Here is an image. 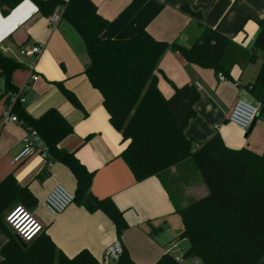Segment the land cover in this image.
<instances>
[{
  "label": "crops",
  "instance_id": "crops-1",
  "mask_svg": "<svg viewBox=\"0 0 264 264\" xmlns=\"http://www.w3.org/2000/svg\"><path fill=\"white\" fill-rule=\"evenodd\" d=\"M97 13L107 21L101 38L129 39L147 31L154 39L166 43L190 44L205 26L225 35L236 46L249 50L264 21V0H92ZM61 15L62 7L56 8ZM36 44L43 52L36 63V81H28L29 58L18 51ZM0 54L19 65L11 73V84L21 90L22 106L33 118L55 108L72 126V133L59 143L74 151L77 160L92 174L91 193L98 199L109 197L122 212L128 228L117 236L112 221L100 211L89 213L72 203L62 213L49 214L43 200L60 184L74 193L75 179L60 162H50L34 154L16 165L11 160L21 149L23 125L4 122L9 98L0 75V181L12 173L17 183L27 187L44 209L48 219L31 212L43 225L57 250L67 257L87 250L98 262L104 250L118 241L137 264H154L155 260L175 246L173 255L181 259L188 242L176 239L182 229L174 204H185L206 195L207 189L191 159H185L157 175L135 181L127 163L120 157L127 142L122 140L108 121L102 97L83 73L88 64L83 41L73 27L60 18L51 26L30 0H22L6 16L0 12ZM259 62L235 65L230 79L220 80L208 68L189 63L176 51L168 49L157 62L154 74L157 89L164 97L176 87L193 84L199 98L195 116L183 133L193 140L194 150L217 133L224 146L264 154V121L256 118L243 133L227 121L238 98L253 102L244 85L256 76ZM61 88L78 101L74 106ZM22 122V121H21ZM174 196V197H173ZM159 230L149 234L146 223ZM7 235L0 231V249ZM2 256L0 254V261ZM181 264H202L199 259H183ZM257 264H264V255Z\"/></svg>",
  "mask_w": 264,
  "mask_h": 264
},
{
  "label": "trees",
  "instance_id": "trees-1",
  "mask_svg": "<svg viewBox=\"0 0 264 264\" xmlns=\"http://www.w3.org/2000/svg\"><path fill=\"white\" fill-rule=\"evenodd\" d=\"M21 1L0 0L1 14L6 16ZM30 1L44 17L62 7L61 18L83 41L88 58L83 73L101 94L110 125L127 142L120 157L135 181L191 159L207 189L202 197L174 204L182 223L176 239L188 242L181 259L165 252L154 264H181L180 260L195 258L202 264H257L264 255V154L228 148L217 133L194 150L193 140L183 130L195 116L194 106L199 98L196 87L192 83L180 87L170 84L173 93L164 97L157 89L154 71L168 49L225 79H230L233 66L259 62L256 76L243 87L259 105L257 118L264 121V21L259 22L248 51L205 26L190 44L158 41L145 30L129 39L112 40L101 38L107 21L98 15L92 0ZM18 67L0 54L3 94L15 91L11 73ZM61 91L71 104L80 107L70 92L62 88ZM11 111L24 128L37 131L48 149L49 161L60 162L71 172L75 179L73 203L89 213L102 212L120 236L128 228L122 212L111 198L98 199L92 195V174L77 160L74 151L59 147L72 133L68 121L55 108L47 109L37 118L27 114L18 102ZM18 205L31 211L36 200L10 173L0 181V231L7 235V242L0 249V264H102L85 249L67 257L44 232L31 242L20 243L4 221L6 214ZM145 225L150 235L159 230L149 222ZM116 264L137 263L122 247Z\"/></svg>",
  "mask_w": 264,
  "mask_h": 264
},
{
  "label": "built area",
  "instance_id": "built-area-1",
  "mask_svg": "<svg viewBox=\"0 0 264 264\" xmlns=\"http://www.w3.org/2000/svg\"><path fill=\"white\" fill-rule=\"evenodd\" d=\"M61 15L55 9L50 16L48 22L51 26H55L60 20ZM43 52V45L36 44L30 47L21 48L18 51L19 56L29 58L27 63L28 81H36L38 75L36 74V63ZM221 80L223 77L218 74ZM22 91L15 90L7 92L9 102L7 110L3 113L4 122H14L22 125V122L12 113V107L15 103L23 104L24 98L21 96ZM259 105L255 102H249L238 98L232 105L227 116V121L235 126L240 132H247L258 113ZM24 134L21 140V149L11 160V165H16L22 160L38 154L40 158L47 161L50 165V156L46 145L43 143L37 131L33 128H24ZM74 201L73 193L69 192L60 184H56L45 196L43 206L45 210L51 215L62 213ZM8 227L24 242L28 243L34 240L43 232V225L36 219L33 213L21 205L12 208L4 218ZM175 246H170L167 252L173 255ZM122 246L116 241L108 246L103 253L102 264H116L121 253Z\"/></svg>",
  "mask_w": 264,
  "mask_h": 264
},
{
  "label": "rangeland",
  "instance_id": "rangeland-1",
  "mask_svg": "<svg viewBox=\"0 0 264 264\" xmlns=\"http://www.w3.org/2000/svg\"><path fill=\"white\" fill-rule=\"evenodd\" d=\"M32 209L33 211H36L41 218H49V216L45 213L44 209H40L37 205H35Z\"/></svg>",
  "mask_w": 264,
  "mask_h": 264
},
{
  "label": "water",
  "instance_id": "water-1",
  "mask_svg": "<svg viewBox=\"0 0 264 264\" xmlns=\"http://www.w3.org/2000/svg\"><path fill=\"white\" fill-rule=\"evenodd\" d=\"M256 118H257V115H256ZM17 239L19 240L20 243L24 245L23 241L19 237H17Z\"/></svg>",
  "mask_w": 264,
  "mask_h": 264
}]
</instances>
